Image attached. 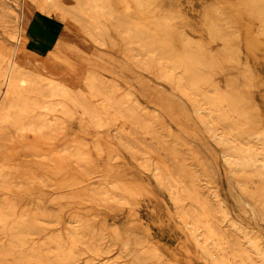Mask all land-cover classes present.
I'll list each match as a JSON object with an SVG mask.
<instances>
[{
    "label": "bare ground",
    "instance_id": "1",
    "mask_svg": "<svg viewBox=\"0 0 264 264\" xmlns=\"http://www.w3.org/2000/svg\"><path fill=\"white\" fill-rule=\"evenodd\" d=\"M31 1L38 10L47 6L48 13L59 8L70 15L76 33L88 39L97 40L96 27L102 25L104 32L108 33L111 27L129 40L128 0H117L118 6H112L110 0ZM31 13L20 6L16 30L8 32L9 45L0 48V187L8 190L17 189L16 179L35 176L32 164L47 162L54 168L72 164L85 175L94 171L83 140L63 141L67 121L75 112L80 110L94 128L109 125L101 105L114 106L132 120L128 93L120 92L92 68L82 69L71 52L45 49L42 56L35 57L23 50L24 31L31 23ZM71 30L63 32L67 37L61 39L63 46L69 36L75 35ZM126 57L130 61V53ZM116 132H120L119 128ZM39 141L51 145L59 141L62 146L40 151ZM95 146L99 147L98 141ZM122 146L133 160V142H123ZM118 177L107 185L91 186L86 196L105 203L133 201L134 176ZM41 217L51 216L44 212H17L9 199H0V264H73L76 249L95 257L104 252L101 238L90 234L81 218H70L65 232L53 236L43 235ZM121 247L125 250L127 242H122ZM95 257L83 264H120L109 257L92 262ZM131 264H136V257Z\"/></svg>",
    "mask_w": 264,
    "mask_h": 264
},
{
    "label": "rangeland",
    "instance_id": "2",
    "mask_svg": "<svg viewBox=\"0 0 264 264\" xmlns=\"http://www.w3.org/2000/svg\"><path fill=\"white\" fill-rule=\"evenodd\" d=\"M110 2L112 6H118L117 0ZM20 6L32 11L31 23L24 31V51L36 57L42 56L45 49L67 50L77 57L82 69L92 68L120 92L128 93L131 101L130 61L126 57V53H130V41L123 38L124 34L111 27L106 33L103 26L98 25V39L91 40L77 34L72 17L59 8H52L48 13L47 6L42 11L38 10L31 0H0V48L9 45L11 37L8 32L16 30V14ZM103 22L107 23V20ZM68 29H72L75 35L69 36L66 46H63L61 39L67 38L63 32ZM101 109L109 125L94 128L79 110L67 121L66 137L63 138L65 142H72L75 138L84 141L94 170L90 175H85L72 164L62 168H54L47 162L32 164L35 176L29 175L25 180L16 179L18 187L14 190L0 187V199H9L16 205L17 212H44L50 215L41 217L43 235L63 234L70 225V218L84 220L88 232L95 238H101L104 252L95 257V254L76 249L73 264H83L93 257L92 262L97 258L109 257L120 264H131L136 257L134 200L125 204L113 201L105 203L86 196L91 186L107 185L118 179L120 174L134 176L133 160L129 151L122 146L123 142H133L132 120L114 106L101 105ZM117 128L120 132H116ZM96 141L99 147L95 146ZM61 144L59 141L55 145L39 141L37 147L43 151L59 148ZM122 242H127L125 250L121 247Z\"/></svg>",
    "mask_w": 264,
    "mask_h": 264
}]
</instances>
